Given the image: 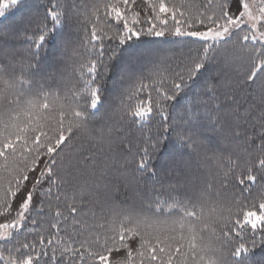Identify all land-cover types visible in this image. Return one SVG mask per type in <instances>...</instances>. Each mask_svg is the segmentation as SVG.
I'll list each match as a JSON object with an SVG mask.
<instances>
[{
    "label": "snow or ice",
    "instance_id": "1",
    "mask_svg": "<svg viewBox=\"0 0 264 264\" xmlns=\"http://www.w3.org/2000/svg\"><path fill=\"white\" fill-rule=\"evenodd\" d=\"M42 2L43 12L0 3V17L26 13L0 31V262L264 264V0H93L83 17L75 0ZM144 37L183 47L140 48ZM17 39L21 47L8 46ZM53 41L73 75L45 90L34 77ZM110 73L119 78L115 122L95 129ZM248 89L259 100L255 132L237 110L229 120L211 107L218 94ZM209 124L224 142L211 156ZM81 136L88 148L77 146ZM169 143L215 161L213 180L229 195L208 208L207 186L170 185L138 190L139 209L91 206L78 176L95 165L93 148L112 150L109 167L127 179L129 170L156 177L152 161Z\"/></svg>",
    "mask_w": 264,
    "mask_h": 264
},
{
    "label": "trees",
    "instance_id": "2",
    "mask_svg": "<svg viewBox=\"0 0 264 264\" xmlns=\"http://www.w3.org/2000/svg\"><path fill=\"white\" fill-rule=\"evenodd\" d=\"M5 2V0H0V3ZM93 2V0H81L80 3H76L79 7L81 16H86L88 14V6ZM192 4H201L203 0H188ZM26 4L29 9L33 11H44V5L42 0H26ZM26 13L19 6L9 8L5 16L0 17V31H8L15 25L22 16ZM178 38L169 37L167 41L164 38L155 37H144L143 43L139 44L138 47H163V48H173L181 49L182 44L177 43ZM58 41H53L47 46V52L43 56L42 60V70L35 75L34 79L43 84L45 90H55L60 82L61 76L71 79L73 75V66L71 63L65 65L64 58L62 57L60 50L57 47ZM23 44L22 40H12L9 41L8 46L21 47ZM55 55L61 58L60 64H49L51 59L48 55ZM78 75V74H77ZM210 75H215V69L212 72L205 73L204 76L207 78ZM109 79L105 82L104 96L105 106L101 108L99 112L96 113V123L94 124L95 129L101 127H109L115 121L112 116L114 111L113 105L119 103L116 99L118 85V76L110 73ZM116 78V79H115ZM116 80L115 84L114 81ZM114 84V87H112ZM126 86V85H125ZM196 85H193L195 88ZM207 99V97H205ZM187 104L185 98H181V102L177 105V111H181L182 105ZM217 105L220 106V115L227 117L231 120L233 118V110H237L235 115L239 119L241 125L248 128L250 132H255L257 129L250 128V124H256L257 118L260 115L259 100L256 95L253 94L252 89L247 91H236L233 93L228 100H225L222 94H218V99L215 100L211 107L216 108ZM218 125L209 124L203 129V139L205 145L208 149V155H212V151H219L223 146L220 136L213 131L217 129ZM147 131V129H145ZM134 135L139 137L141 134L135 132ZM77 146L84 144L85 148L89 147L87 138L84 136L79 137L76 140ZM93 151L97 153L95 165L85 164L82 168L81 174L78 176L80 183H87L91 187V206L99 210L101 207L107 212L113 206L118 207H136L137 209L141 206V201L137 196V191L140 189H145L151 187L155 190L164 191L169 188V186H175L179 191H183L184 187L194 188L200 190L207 186V200L208 208L214 207L215 201H223L225 197L229 194L223 192V189L213 180V176L216 171V162L208 161L205 162L198 159L195 154H190L185 151L183 153L177 152L176 146L169 143L162 150L157 153L156 157L153 159L152 164L158 170V175L156 177L152 176H139V174H134L129 170L126 174L127 179H125V174L121 170L110 168L109 164L111 162L110 157L113 155V151L105 147L103 151L97 148H93ZM203 151V149H202ZM116 155L120 163H124L122 155L119 151H116ZM131 159V157H128ZM134 165H130L129 169L133 168ZM102 173H106L102 175ZM0 175H6L5 173H0ZM139 180V184H137ZM256 197V193L253 194V198ZM5 243L0 241V244ZM3 264V262H0Z\"/></svg>",
    "mask_w": 264,
    "mask_h": 264
},
{
    "label": "rangeland",
    "instance_id": "3",
    "mask_svg": "<svg viewBox=\"0 0 264 264\" xmlns=\"http://www.w3.org/2000/svg\"><path fill=\"white\" fill-rule=\"evenodd\" d=\"M81 0H75L76 3H80ZM48 57L51 59L52 62H50L49 64L53 63V64H60L61 63V58L60 57H56L55 55H48ZM213 69H215V66H213ZM116 79V78H115ZM116 80L114 81L115 84ZM114 84L112 87H114Z\"/></svg>",
    "mask_w": 264,
    "mask_h": 264
}]
</instances>
